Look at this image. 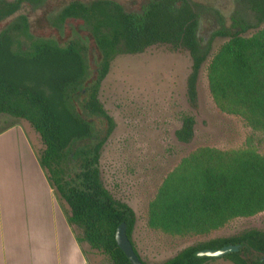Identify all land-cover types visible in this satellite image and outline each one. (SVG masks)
Segmentation results:
<instances>
[{
    "label": "trees",
    "instance_id": "trees-1",
    "mask_svg": "<svg viewBox=\"0 0 264 264\" xmlns=\"http://www.w3.org/2000/svg\"><path fill=\"white\" fill-rule=\"evenodd\" d=\"M46 4L0 0V19L23 5L38 9ZM248 4L263 22L264 0ZM43 15L59 39L35 38L26 15L0 31V113L25 119L39 134L43 149L36 154L38 162L67 205L68 223L80 230L78 242H87L112 264H131L115 240L116 227L124 222L134 251L147 264L132 240L133 209L115 198L101 179V149L115 122L99 99V89L115 55L169 43L190 51L186 97L197 107L196 84L205 55L195 35L194 7L186 0H148L134 12L117 0H68ZM247 29L244 25L235 33L217 31L228 39L209 60L208 85L222 111L241 115L252 130L264 134V26L244 35ZM14 31L30 37V46L14 50ZM174 134L179 142H191L195 117L182 112ZM263 210L264 153L250 147L201 146L165 176L148 203L147 225L174 236L205 235ZM231 243L239 249L222 257L196 255L200 249ZM217 258L264 264V229L192 243L160 264H204Z\"/></svg>",
    "mask_w": 264,
    "mask_h": 264
},
{
    "label": "rangeland",
    "instance_id": "rangeland-1",
    "mask_svg": "<svg viewBox=\"0 0 264 264\" xmlns=\"http://www.w3.org/2000/svg\"><path fill=\"white\" fill-rule=\"evenodd\" d=\"M65 1L68 0H47L45 7L38 9L23 5L12 16L0 19V31L10 22L20 21V15H26L30 33L35 38L59 39L58 32L47 24L43 12ZM120 1L126 8H134L139 2ZM190 1L198 14L197 34L201 50L206 53L197 82V107H191L186 98L191 55L187 49H176L167 43L151 45L140 53L116 55L99 89V99L115 122L101 149V179L115 198L133 209L136 222L132 240L147 264H160L182 247L198 241L234 235L249 228L264 229V210L234 218L205 235L174 236L147 225L148 203L159 185L182 157L198 147L210 146L222 150L250 147L264 153V134L252 130L241 115L222 111L209 90V60L228 39V35L220 36L216 32L229 25L234 5L231 0ZM243 13L239 12L237 17H246V21L252 24L243 32L244 35L264 26V21L257 24L254 17ZM13 37L14 50L30 46V37L16 31ZM90 56L93 61L94 54ZM182 112L195 117V134L189 143L179 142L174 134L180 125ZM14 124L24 128L36 154L41 152L43 144L40 136L28 121L0 113V130ZM57 199L66 214L68 208L65 201L59 194ZM73 227L76 236L80 235V230ZM80 244L90 264H112L107 256L91 248L87 242ZM209 261L232 263L224 258Z\"/></svg>",
    "mask_w": 264,
    "mask_h": 264
},
{
    "label": "crops",
    "instance_id": "crops-1",
    "mask_svg": "<svg viewBox=\"0 0 264 264\" xmlns=\"http://www.w3.org/2000/svg\"><path fill=\"white\" fill-rule=\"evenodd\" d=\"M57 197L24 128L0 131V264H90Z\"/></svg>",
    "mask_w": 264,
    "mask_h": 264
},
{
    "label": "flooded vegetation",
    "instance_id": "flooded-vegetation-1",
    "mask_svg": "<svg viewBox=\"0 0 264 264\" xmlns=\"http://www.w3.org/2000/svg\"><path fill=\"white\" fill-rule=\"evenodd\" d=\"M122 6H123V8L124 9H126V10H133L134 12H140L141 11V7H142V5H144L148 0H139V2L136 4V6L134 7V8H126L122 3H121V1L120 0H117ZM188 3H190V5L192 6V7H194L193 6V4L191 3V1L190 0H186ZM231 2H232V4L234 5V7H233V9H232V11H231V14H230V23H229V25L227 26V27H224L223 29L226 31V32H229V33H235V32H238V31H241V29H242V27L244 26V25H247L248 26V28L249 27H251L252 26V24L251 23H249L248 21H246V17H244V18H242V19H240L239 17H237V15L239 14V12H243L244 11V13H243V15H245V13H247V14H249V15H251L252 17H254V19H255V23H257V24H260L261 22L259 21V19L262 17L261 16V14H257L256 12H254L253 10H251L250 9V7H249V4H248V0H231ZM194 10H195V8H194ZM243 10V11H242ZM195 13H196V20H197V24H196V27H195V35H196V38H197V41H198V46L200 47V50H201V44H200V39L198 38V34H197V26H198V14H197V12H196V10H195ZM222 29V28H221ZM220 30V29H219ZM218 30V31H219ZM217 31V30H216ZM216 34H217V32H216ZM217 35H219V34H217ZM220 36H224V35H220ZM226 36V35H225ZM54 38V37H53ZM30 44H31V42H30ZM90 44H93L92 42L90 43ZM157 44V43H156ZM167 44H169V43H167ZM152 45H154V44H152ZM171 45V44H170ZM149 46H151V45H149ZM149 46H147V47H149ZM146 47V48H147ZM145 48V49H146ZM180 48H182V47H180ZM144 49V50H145ZM178 49V48H177ZM186 49V48H185ZM143 50V51H144ZM188 50V49H187ZM189 51V50H188ZM202 51V50H201ZM142 52V51H141ZM203 53H204V51H202ZM137 53H140V52H137ZM189 53H190V51H189ZM119 54H126V53H119ZM129 54H132V53H129ZM118 55V54H117ZM204 55H205V60H206V53H204ZM116 56V55H115ZM114 56V57H115ZM191 59H192V57H191ZM204 60V61H205ZM112 61V60H111ZM203 61V62H204ZM111 63V62H110ZM203 64V63H202ZM191 65H192V63H191ZM201 67H202V65H201ZM201 69V68H200ZM191 72V71H190ZM199 73H200V71H199ZM108 74V73H107ZM190 74V73H189ZM188 74V75H189ZM107 76V75H106ZM105 76V77H106ZM188 77V76H187ZM198 77H199V74H198ZM197 82H198V78H197ZM186 84H187V80H186ZM196 88H197V84H196ZM197 95H198V89H197ZM187 98V97H186Z\"/></svg>",
    "mask_w": 264,
    "mask_h": 264
},
{
    "label": "water",
    "instance_id": "water-1",
    "mask_svg": "<svg viewBox=\"0 0 264 264\" xmlns=\"http://www.w3.org/2000/svg\"><path fill=\"white\" fill-rule=\"evenodd\" d=\"M115 240L117 245L125 253L131 264H144L143 261L138 257L130 239L126 233V224L124 222L120 223L115 230ZM239 245L237 244H226L219 248H203L196 252L197 256L205 257H222L227 253L237 251Z\"/></svg>",
    "mask_w": 264,
    "mask_h": 264
}]
</instances>
